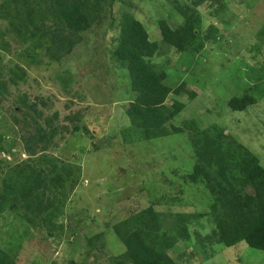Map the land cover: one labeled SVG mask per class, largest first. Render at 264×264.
I'll list each match as a JSON object with an SVG mask.
<instances>
[{"label": "rangeland", "instance_id": "374dc122", "mask_svg": "<svg viewBox=\"0 0 264 264\" xmlns=\"http://www.w3.org/2000/svg\"><path fill=\"white\" fill-rule=\"evenodd\" d=\"M76 1L98 8L91 28L76 35L56 26L48 3L41 18L32 21L25 42L12 31L10 19L0 16V82L7 84L15 67L25 72L17 86L7 84L0 93V137L6 151L0 154V188L5 171L16 165L22 169L39 157L68 166L72 174L63 188L45 195L50 223L18 206L0 212V251L12 264H110L124 252L113 234L116 224L134 216L145 222L150 207L159 221H172L177 213L189 218L207 213L209 196L194 172L189 144L194 131L216 125L264 168V0H178L198 13L202 36L213 27L215 37L202 42L198 55L163 47L166 55L151 60L166 72L167 86L196 73L195 80L187 81L196 98H180L185 109L172 124L181 129L186 124L184 134L150 142H137L129 132L124 115L129 84L111 51L124 15L140 22L153 41L159 40L158 20L179 26L182 18L174 0ZM58 34L65 42L59 38L52 44ZM248 65L263 82L246 77ZM247 88L256 104L244 112L230 111L227 102L242 97ZM21 98L35 105L40 126L50 122L46 142L31 144L34 157L25 147L33 125L19 112ZM52 128L56 131L50 135ZM37 163L39 169L49 168L46 162ZM187 227L190 241H178L166 253L174 264H264V251L243 242L220 246L208 217L192 218Z\"/></svg>", "mask_w": 264, "mask_h": 264}, {"label": "trees", "instance_id": "16d2710c", "mask_svg": "<svg viewBox=\"0 0 264 264\" xmlns=\"http://www.w3.org/2000/svg\"><path fill=\"white\" fill-rule=\"evenodd\" d=\"M174 2L177 15L182 18L179 26L172 28L167 20H158L156 29L159 40L153 41L140 22L124 15L115 48L111 51L117 68L126 74L128 80V100L124 115L129 123V132L136 137L137 142L184 134L186 124L181 129L172 122L185 109V103L180 98L186 96L188 101L196 98L187 82L195 80L196 73H190L188 78L186 76L177 81L176 85L167 86L166 72L156 69L151 60L164 57V49L187 56L198 55L201 53L202 42L215 37L213 27L202 36L198 13L180 6L178 0ZM47 3L53 6L56 26L64 27L69 34L85 32L96 21L98 8L88 1L80 3L76 0H5L3 7H0V16L4 20L10 19L12 31L25 42L32 21L41 18V8ZM34 28L42 31V27ZM35 37L36 34L31 32L30 38ZM59 38L61 43L65 42V38L58 34L52 36L51 43L56 44ZM247 68L249 72L246 77L256 83L263 82L262 75L255 72L254 67L248 65ZM8 73L7 84L12 87L24 79L25 72L20 67ZM197 83L200 85L199 80ZM7 84L0 82L1 94L6 92ZM248 89L242 97L231 98L227 102L230 111L244 112L256 104V99ZM254 89L252 87L249 91ZM261 96H264V89ZM19 103V112L33 125V134L26 138L25 147L30 157H34L31 144L41 146L46 142L50 122L45 120L44 127L40 126L37 121L40 116L35 113V105L28 103L25 98L19 99ZM55 131L52 128L50 135ZM73 131H78V127H74ZM189 144L196 160L194 172L202 177L209 196L207 213L190 218L177 213L172 215V221L162 216L159 221L150 207L145 222L141 221L140 216H134L116 224L112 228L113 234L124 247V252L111 259L110 264H174L166 253L178 241H190L187 226L192 218L208 217L214 227L213 234L217 243L224 249L234 248L243 242L250 249L264 251V168L258 157L245 146L227 138L216 125L194 131V134L189 135ZM4 152L0 137V154ZM37 162H46L49 168L39 169ZM0 164L2 166L3 163L0 161ZM71 175L68 166L58 165L56 160L44 157L31 161L22 169L17 165L9 168L1 182L0 212L18 206L24 214H34L35 217L43 215L42 221L50 223L52 214L47 212L50 208L43 206L45 195L63 188ZM0 264H12L1 251Z\"/></svg>", "mask_w": 264, "mask_h": 264}]
</instances>
